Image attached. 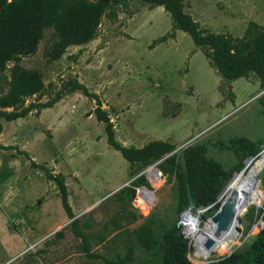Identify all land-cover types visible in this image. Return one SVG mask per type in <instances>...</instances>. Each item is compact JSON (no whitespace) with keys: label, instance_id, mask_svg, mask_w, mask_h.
<instances>
[{"label":"rangeland","instance_id":"374dc122","mask_svg":"<svg viewBox=\"0 0 264 264\" xmlns=\"http://www.w3.org/2000/svg\"><path fill=\"white\" fill-rule=\"evenodd\" d=\"M174 1L201 36L250 35L254 42L264 34V0ZM73 39L49 27L34 51L0 65V111L24 112L0 117V264H162L135 237L146 222L184 243L195 264L247 248L262 227L264 166L248 187L239 237L206 256L187 235L190 213L204 207L184 206L181 176L158 164L171 155L180 163L182 150L199 144L217 165L221 188L214 206L200 214L204 227L225 187L264 150L257 72L223 78L212 50L196 44L155 0H108L92 36ZM100 115L126 147L160 140L174 149L131 166L108 143ZM52 175L66 185L71 217Z\"/></svg>","mask_w":264,"mask_h":264},{"label":"trees","instance_id":"16d2710c","mask_svg":"<svg viewBox=\"0 0 264 264\" xmlns=\"http://www.w3.org/2000/svg\"><path fill=\"white\" fill-rule=\"evenodd\" d=\"M107 1L101 0V4L97 7L86 0L0 1V65L34 51L43 31L49 27L67 36H74L73 40L76 43L89 39L94 32L102 7ZM155 2L163 4L171 12L174 22L179 28L189 32L196 44L207 45L212 50L213 62L223 78L231 80L250 70H255L260 78L261 86L264 87V34H261L254 42L250 35L245 39L213 33L201 36L196 29L197 23L182 13L178 1L155 0ZM26 84L28 83L25 81L24 85ZM18 86L22 84L19 83ZM23 114L24 112L0 111V117L6 120H14ZM99 118L106 122L108 143L120 151L131 166L137 162L146 166L160 160L174 149L170 143L160 140L150 141L140 148L126 147L114 139L109 119L101 115ZM203 151L201 145L192 144L182 150V162L178 163L175 155H171L158 164V168L164 172L168 171V165L174 166L176 173L181 176L184 206L191 201L195 207H206L215 202L220 191L221 183L217 178L218 167L214 162L204 158ZM140 177L144 178L143 175ZM52 178L58 184L61 204L67 215L71 217L72 210L68 202L66 185L60 175H54ZM131 193H135L134 188L131 189ZM259 225L262 226L261 229L257 231L258 234L247 248L235 251L227 258H225L226 255L210 259L219 261L225 258L223 261L203 264H264V212ZM257 227L258 224L251 235L254 236ZM135 234L139 245L160 255L162 264H195L185 256L184 243L177 241L170 233L159 235L150 222L138 228ZM180 235L188 243V239L181 231Z\"/></svg>","mask_w":264,"mask_h":264},{"label":"bare ground","instance_id":"6f19581e","mask_svg":"<svg viewBox=\"0 0 264 264\" xmlns=\"http://www.w3.org/2000/svg\"><path fill=\"white\" fill-rule=\"evenodd\" d=\"M257 156L259 157L257 158ZM257 156L251 159L248 168L243 173H238L230 181L229 185L227 184L228 186H226V188L224 189V197L228 196L233 191L235 192V199L243 203L242 211L247 205L250 196L248 187L252 182V180L256 177V175L264 166V150ZM148 192L146 191V189H144V195L147 198L150 195L149 194L150 192L149 193ZM201 213L202 212L197 211L191 214L187 222V235L191 240L194 241V244L197 249L196 251L198 253L202 252L206 256H209L214 251H216L220 246H222V244L231 245L239 237V231H237L236 225H232L227 230L222 232L220 235L215 236L214 234H212V227L208 221L206 222L204 227L201 225V221H200ZM208 236L214 239V243L210 247H206L204 245L205 238Z\"/></svg>","mask_w":264,"mask_h":264},{"label":"water","instance_id":"95a60500","mask_svg":"<svg viewBox=\"0 0 264 264\" xmlns=\"http://www.w3.org/2000/svg\"><path fill=\"white\" fill-rule=\"evenodd\" d=\"M258 154L249 157V159H253ZM154 170H157V168H155ZM256 180L258 181L260 180L259 175H256ZM223 196H224V191L219 195L218 199H221ZM215 203L216 201L202 209H199L198 211L204 212L209 208H211ZM242 209H243V203L235 199L234 191L228 196L224 197L218 209L207 220L212 227V234L218 236L232 225H236V229L237 231H239L237 225L240 222V215ZM213 243H214V239L212 237L208 236L205 238L204 245L206 247H210L211 245H213Z\"/></svg>","mask_w":264,"mask_h":264}]
</instances>
